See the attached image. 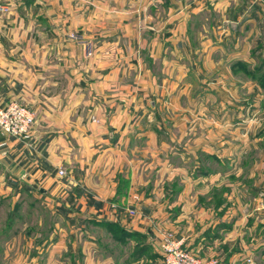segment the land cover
I'll return each instance as SVG.
<instances>
[{"label":"crops","instance_id":"0c3cea01","mask_svg":"<svg viewBox=\"0 0 264 264\" xmlns=\"http://www.w3.org/2000/svg\"><path fill=\"white\" fill-rule=\"evenodd\" d=\"M0 3L9 6L0 17V103L20 102L35 115L25 140L0 134V187L4 199L10 192L17 199L23 189L36 190L58 208L55 217L62 221L43 241L28 237L20 251L27 256L17 264H115L111 257H96V247L84 240L93 228L110 232L103 222L117 223L133 236L116 238L133 245L130 261L123 257L116 264H148L147 251L137 257V249L156 240L165 219L182 247L200 259L253 263L249 252L258 241L248 238L264 225V87L235 78L264 75V0ZM201 15L203 21L197 20ZM71 34L81 41L70 40ZM85 43L91 45L89 58ZM198 73L208 79H197ZM190 93L204 96L200 151L218 166H198L202 175L195 177L189 160L196 163L197 140L179 149L180 136L165 133L160 115L170 106L179 109L181 97ZM184 118L174 111L171 123L190 122ZM231 118L236 123L228 136ZM243 122L251 133H239ZM231 137L241 142L235 149L226 146ZM164 153L187 159L184 165H160L171 175L160 182L161 190L171 181L181 191L166 200L158 193L160 203L151 202L149 192L143 212L137 206L141 217L129 219L125 209L133 185L146 183L141 159ZM250 154L255 158L247 160ZM119 178L128 182L125 195L119 194ZM146 185V191L154 188ZM215 189L219 195H213Z\"/></svg>","mask_w":264,"mask_h":264},{"label":"rangeland","instance_id":"374dc122","mask_svg":"<svg viewBox=\"0 0 264 264\" xmlns=\"http://www.w3.org/2000/svg\"><path fill=\"white\" fill-rule=\"evenodd\" d=\"M203 17H205V15H201L197 17V20L203 21ZM41 18H42V15H40L38 19L40 20ZM228 48L229 46H226V53L228 52ZM83 65L84 67H86L87 65L86 60L84 61ZM263 65H264V59L261 60V66ZM244 67L246 68V66ZM199 76L200 75L198 73L197 79L201 81H204V80L206 81V79H208V78H203V77L199 78ZM235 79L239 81L241 80L242 82H244L245 85H249L251 83L250 82L251 79H254L259 82L261 87H264V75H261V77L259 78L258 77L251 78L250 76L248 77L243 76V78L236 77ZM203 87L204 86H202V88ZM202 88H200L201 92H202ZM261 93H262L261 100H263L264 102V88L263 89L261 88ZM190 94H188L187 97H185V100L181 97L180 103H179L180 104L179 109L174 108L173 110V108L170 106V108L168 109L167 108L163 109L160 115H162L164 119L166 120L163 126V128L166 130L165 133L169 132L170 135L174 134L175 136H180L179 143H176L179 149L188 148L187 146L189 145L188 139L195 138L197 140L195 142V147L196 149H199V151H197L196 153L197 157L195 159L194 158L192 159V160H195L197 164L193 163L191 165V161L189 160V165L191 167V170L193 171L192 174L195 177V175L196 176L202 175L200 173L201 169H199L198 166L202 168L203 165H205L206 163L207 166H210V168L213 170L218 169V166L216 165V162H212L211 159L209 160L208 157H204L203 152L200 151L201 149H203V130H204V127H203V112H204L203 108L204 107L203 105L204 104L202 101L204 100V96L203 94L200 95L198 93L192 94V95H195L196 97L193 103V101H191ZM243 94L245 95L244 92ZM164 101H167L170 103V99L169 100L164 99ZM177 110H178L180 119H182V117L183 118L185 117L184 119L189 118L190 122L181 121V124L179 126L173 125V123H171L172 122L171 118L173 116V112L174 111L176 112ZM147 112H148L147 114L148 117H151V110L148 107H147ZM247 118H248V121H250L249 119L251 120L253 119L254 121H256V119L251 117V115H248ZM247 118L244 119V122ZM244 122L242 126L239 125L238 127H239V133L240 134L244 133L245 135L251 131L250 130L251 126H247V125L244 126ZM235 123H236L235 118L233 119L231 118L228 121V127L225 128V130H228V136L232 135L231 130L235 128ZM190 129H193V130L191 131L192 133L190 132V135H189ZM246 130H248V132ZM161 138L162 140H165L166 142L167 140H170V136L168 135L162 134ZM1 142L2 141H0V143ZM239 143L241 142L236 141L235 139H232L231 137L228 139V143L226 144V146L229 147L230 149H235L238 147L237 145H239ZM169 148L170 149L175 148V144L174 145L171 144ZM182 157L180 158H177L174 156L172 157L164 153L162 156L158 158L149 156V157L141 159L142 164L144 165L143 168H144V173H145V174L143 173L142 178H144V181L146 179L145 181L146 183H144L142 187H140L139 185L138 186L133 185V187L134 188L136 187V189L133 190L134 193H131V196L129 199L131 201L129 203L130 205L125 209V212L129 216L128 217L129 219L134 220L136 219L135 217L137 216L141 217L140 212H143V207H145L144 204H146L145 196L148 195L149 192H151L149 194L150 199L152 200L151 202H154V203H160L159 201L160 198L158 197V193L160 195L163 194L164 198L162 200L164 199L166 200V197L169 198V197L175 196V194L178 192V189L179 187H181V185H177V183L172 184L170 181L169 186H167L166 188L164 187L163 188L164 190H161V186L163 184L162 183L160 184V182L165 181V178H169L171 175L169 176L168 172H165L164 170L160 171V168H161L160 165L167 164V165L172 166V165H177V164L178 165L187 164L185 162L187 159L182 158ZM246 158L247 160L249 159L252 160V158H255V155L250 154ZM177 159L179 160L177 161ZM205 160L207 161L205 162ZM60 171L63 172V174H59ZM58 176L64 177L65 172L62 169H59ZM119 179L121 180L122 178H119ZM229 179H231V185H233L232 187H235L236 185L235 183H237L235 181V175H230ZM246 179L248 178L247 177L243 178V180H246ZM150 183L153 184L154 188L152 187L153 188L152 190L146 191L145 188L147 187V185L145 186V184H150ZM157 183H159L158 186H157ZM179 190L181 191V189ZM126 191L124 192V195L126 194ZM214 191L215 192L213 193V195H219L220 191L218 189H215ZM193 192L194 193L196 192L195 194L199 196L198 193L200 192V190L194 189ZM12 193L13 192H10L9 196H7L9 198L4 199L6 198V194L3 193L2 189L0 190V264H17L18 262L23 260L22 256H24L25 258L27 256V253H22L20 251H21V246L25 244L24 241L27 240L28 237L35 238L37 243L39 241H43V238L47 237L45 234H50L49 232L52 231L51 229L57 230V227H59L62 223V221L60 220L58 221L57 218L55 217V214L59 213L57 211L58 208H56L52 204L47 205L45 198L42 197L36 190L23 189L20 191L19 195L15 196V197H18L17 199L12 198L11 196ZM208 195L206 194L205 196H208ZM185 196H187V191L185 192ZM201 196H204V195L202 194ZM137 206L139 207V211H140L139 214H138ZM154 207H156V205L154 204L149 206L151 210H153ZM127 209H134L136 211V214L134 216L129 215L127 213ZM128 218H126V220H128ZM170 223L171 222L169 219L167 220L165 219L163 221V227L158 231L159 236L156 238V240L152 241V244H149L147 253L145 255L146 259L148 260V264H163L162 256L159 251V244L161 240L164 239L165 236H171L172 238L179 240L177 238L178 236H176V233L172 231L170 227L171 226ZM149 227L154 228L155 221L149 222ZM259 228H260V234L258 236L248 238L249 242H251L250 240L253 239L252 243H256L255 240H257L258 245L249 252L250 254L249 257L253 263H250V261L247 260L246 261L247 264H264V225L263 224L259 225ZM84 237H85L84 240L86 239L88 245L90 244L91 246L96 247L95 248L96 257L100 259L111 257L113 262L115 261L118 262L119 259L122 260L124 257L126 261H130L129 255H130V252H132L131 246L133 245H130V244L123 245L122 243L121 244L117 243L116 242L117 236H115L114 238L112 231L109 232L104 229L93 228L88 233H85ZM147 238H149V240L151 241L150 234H147ZM215 259H217V257H215Z\"/></svg>","mask_w":264,"mask_h":264},{"label":"built area","instance_id":"2783aa9c","mask_svg":"<svg viewBox=\"0 0 264 264\" xmlns=\"http://www.w3.org/2000/svg\"><path fill=\"white\" fill-rule=\"evenodd\" d=\"M9 13V6L0 3V17ZM69 39L80 42L77 35H69ZM85 45L86 57L92 56L90 44ZM35 116L33 111L25 105L16 101L0 104V133L7 138L15 140H25L34 125ZM63 174V172H59ZM131 216L136 214L134 209H127ZM159 251L162 256L163 264H219L215 258L202 260L195 254L184 249L179 240L171 236H165L159 244Z\"/></svg>","mask_w":264,"mask_h":264},{"label":"trees","instance_id":"16d2710c","mask_svg":"<svg viewBox=\"0 0 264 264\" xmlns=\"http://www.w3.org/2000/svg\"><path fill=\"white\" fill-rule=\"evenodd\" d=\"M120 185H121L122 189H121V193H119V194H124V192H125V190L127 188V181L121 179L120 180ZM117 192H118V190H117ZM101 225L105 226L108 230H111L112 234L117 236V239L124 240V239H127V237H131L132 236V234L129 235V234L125 233V231L123 229H121L118 226L117 223H114V222H103V223H101ZM133 235H135V234H133ZM147 249H148V246H145V245H143L141 248H138L137 252H136V256L138 257L143 252L147 251Z\"/></svg>","mask_w":264,"mask_h":264}]
</instances>
